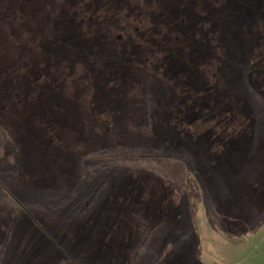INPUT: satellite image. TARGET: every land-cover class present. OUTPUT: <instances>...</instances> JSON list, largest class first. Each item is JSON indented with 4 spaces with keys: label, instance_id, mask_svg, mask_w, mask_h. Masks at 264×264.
Wrapping results in <instances>:
<instances>
[{
    "label": "rangeland",
    "instance_id": "obj_1",
    "mask_svg": "<svg viewBox=\"0 0 264 264\" xmlns=\"http://www.w3.org/2000/svg\"><path fill=\"white\" fill-rule=\"evenodd\" d=\"M0 264H264V0H0Z\"/></svg>",
    "mask_w": 264,
    "mask_h": 264
},
{
    "label": "trees",
    "instance_id": "obj_2",
    "mask_svg": "<svg viewBox=\"0 0 264 264\" xmlns=\"http://www.w3.org/2000/svg\"><path fill=\"white\" fill-rule=\"evenodd\" d=\"M76 12L77 11L70 12L68 14V19L66 21L67 22L69 21V22L72 23V21L74 19L76 20L77 16L79 15V14L77 15ZM88 16H90V15H88ZM77 20L79 21L80 19H77ZM182 24H183L182 22H178L176 20H173L172 22H169V20H166V19L163 20V22L161 23V25H164L165 28L169 30L168 33L172 34V36H167L166 35L165 39L163 41L164 44L161 43L162 46L165 47L166 50H167V52H166L167 53V55H166L167 58H171V59L183 58L184 59L186 55H190V56L191 55H196V53H198L201 50V49H199L200 47L197 46L198 44H196V41H194L192 38H191L190 41H187V37L189 36L188 35L189 33L185 30L186 29V27H184L185 24H183V26H182ZM149 31L152 32L151 29ZM157 33L158 32H156L155 34H157ZM161 37H162V35H161ZM152 42H154V41H152ZM152 46H153V48L157 47V45L155 43H153ZM153 48H151L149 50L151 51ZM207 52H209L206 55V57L208 59L207 63H209L211 60H213L212 59L213 56H216V55H215V53L213 51V48L207 49ZM202 64H205V63H202ZM193 91H194L195 95L194 94L190 95L191 93L189 92V94H188V92H187L186 94L188 95V97H194L197 94H199V89L198 88H196V87L193 88ZM182 101L186 102V101H189V99L182 100ZM208 103H209V101H208ZM212 104H209V106L210 107L212 106V109L216 110L217 104H214V103H212ZM185 106L187 107V109H190L192 105H191V103L189 101V104L187 103V105H185ZM220 110H222V109H220ZM221 113L223 114V111H221ZM218 119H219V117H218ZM226 120H229V118H226Z\"/></svg>",
    "mask_w": 264,
    "mask_h": 264
}]
</instances>
